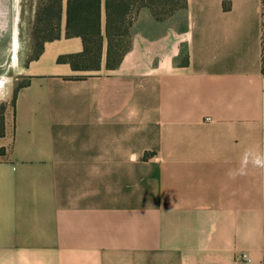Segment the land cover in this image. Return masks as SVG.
<instances>
[{
    "label": "crops",
    "instance_id": "0c3cea01",
    "mask_svg": "<svg viewBox=\"0 0 264 264\" xmlns=\"http://www.w3.org/2000/svg\"><path fill=\"white\" fill-rule=\"evenodd\" d=\"M65 21L0 129V264H264L261 0L144 8L98 71Z\"/></svg>",
    "mask_w": 264,
    "mask_h": 264
},
{
    "label": "trees",
    "instance_id": "16d2710c",
    "mask_svg": "<svg viewBox=\"0 0 264 264\" xmlns=\"http://www.w3.org/2000/svg\"><path fill=\"white\" fill-rule=\"evenodd\" d=\"M188 0H36L35 14L30 35L33 50L31 61L44 52L45 44L63 36L80 38L84 49L81 53L61 55L59 63L69 64L75 71H98L104 57L106 68L116 69L132 46L131 28L140 10L150 9L156 20H164L175 11L187 7ZM170 7H167V5ZM262 13V73L264 74V0ZM13 95V105L19 88ZM5 122V107L0 109V129ZM1 155L3 151L1 150Z\"/></svg>",
    "mask_w": 264,
    "mask_h": 264
},
{
    "label": "rangeland",
    "instance_id": "374dc122",
    "mask_svg": "<svg viewBox=\"0 0 264 264\" xmlns=\"http://www.w3.org/2000/svg\"><path fill=\"white\" fill-rule=\"evenodd\" d=\"M179 1L173 0V3ZM35 3L36 0H0V80L6 81L5 92L0 95V109L5 106V114H10L14 91L26 81L24 70L35 54L30 35ZM16 32L19 41L17 52Z\"/></svg>",
    "mask_w": 264,
    "mask_h": 264
},
{
    "label": "bare ground",
    "instance_id": "6f19581e",
    "mask_svg": "<svg viewBox=\"0 0 264 264\" xmlns=\"http://www.w3.org/2000/svg\"><path fill=\"white\" fill-rule=\"evenodd\" d=\"M18 12V11H17ZM16 16V15H15ZM18 16V15H17ZM13 26V25H12ZM16 29V28H15ZM16 31V30H15ZM15 35V34H14ZM15 37V51L17 52L18 50V45H19V41H18V38H17V32H16V35L14 36ZM16 58H17V55L15 54V61H16Z\"/></svg>",
    "mask_w": 264,
    "mask_h": 264
},
{
    "label": "built area",
    "instance_id": "2783aa9c",
    "mask_svg": "<svg viewBox=\"0 0 264 264\" xmlns=\"http://www.w3.org/2000/svg\"><path fill=\"white\" fill-rule=\"evenodd\" d=\"M208 120H211V119L209 118ZM240 260H243V261L246 260L248 262L251 261V259L247 255H245V254L240 257Z\"/></svg>",
    "mask_w": 264,
    "mask_h": 264
}]
</instances>
